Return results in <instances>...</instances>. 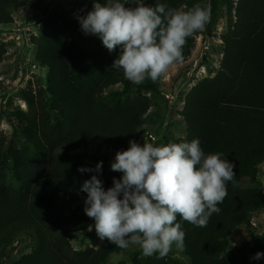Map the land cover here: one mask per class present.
Returning a JSON list of instances; mask_svg holds the SVG:
<instances>
[{"label": "trees", "instance_id": "16d2710c", "mask_svg": "<svg viewBox=\"0 0 264 264\" xmlns=\"http://www.w3.org/2000/svg\"><path fill=\"white\" fill-rule=\"evenodd\" d=\"M31 0H0V25L13 22L12 14ZM234 1V0H232ZM94 2L85 0L80 17L93 10ZM231 1L228 0L227 3ZM148 7L157 3L169 7H190L189 0H144ZM232 3V2H231ZM230 3V4H231ZM234 28L223 37L225 54L222 68L214 78L201 81L186 97L181 117L188 134L173 143L199 139L204 153H223L234 164L235 179L227 183V196L218 204L206 227H196L177 216L185 232L183 250L191 264H261L256 253L237 260L227 259L226 242L241 226L249 225L253 215L264 210V192L245 188L243 181L257 179V167L264 162V0H239ZM63 29H48L37 41L39 61L50 69L45 91L25 94L32 110L21 132L30 150L13 155L18 187H0V260L13 254L15 244L29 239L32 252L13 264H107L111 256L126 249L105 240L98 249L83 252L73 249L70 240L91 227V219L72 205L87 199L81 191L84 181L97 175L104 189L113 187L115 173L80 172L90 165L75 164L71 155L83 145L99 142L114 151L129 148V141L141 144L143 119L150 106L144 99L129 105L111 107L102 102L103 95L117 85L122 91L111 93L120 98L133 90L158 92V82L146 79L134 85L122 70L112 65L119 47L109 52L102 41L86 35L78 18L63 20ZM68 32V33H67ZM91 36L101 43L97 53H77L70 34ZM194 41L187 38L183 56L191 54ZM4 53L0 51V64ZM4 90L0 82V93ZM0 146V170L5 166ZM175 246V245H174ZM234 255L233 249L229 248ZM134 264H178L164 259L144 257Z\"/></svg>", "mask_w": 264, "mask_h": 264}, {"label": "clouds", "instance_id": "9594fccd", "mask_svg": "<svg viewBox=\"0 0 264 264\" xmlns=\"http://www.w3.org/2000/svg\"><path fill=\"white\" fill-rule=\"evenodd\" d=\"M134 4V7H125ZM144 0L94 2L93 10L78 17L86 35L98 37L111 53L120 54L112 68L122 70L134 85L146 79L156 82L178 63H183L187 38L201 31L210 18V9L194 5L184 10ZM223 153L205 154L199 139L156 146L144 137L143 145L129 141L111 163L113 172L123 173L105 190L97 175L83 182L87 193L85 214L94 220L95 231L120 249L139 246L144 257L164 259L172 250L183 248L185 232L177 216L196 227H206L210 217L220 213L218 204L233 182L234 164ZM103 162L95 169L102 171ZM122 197V198H121ZM90 227V231H91ZM264 258L256 253L253 259Z\"/></svg>", "mask_w": 264, "mask_h": 264}, {"label": "rangeland", "instance_id": "374dc122", "mask_svg": "<svg viewBox=\"0 0 264 264\" xmlns=\"http://www.w3.org/2000/svg\"><path fill=\"white\" fill-rule=\"evenodd\" d=\"M85 0H31L12 14L13 22L7 26L0 25V51L4 53L0 64V82L4 90L0 93V146L4 151L5 166L0 170V187H18L15 180L16 166L13 155L17 151L30 150L27 138L21 132L32 110L24 100L25 94H34L45 91L50 78V69L39 61L37 41L41 40L48 29H63V20L80 17L81 5ZM96 1V0H95ZM191 9L194 5L210 9V18L205 28L195 32L191 37L194 47L191 54L184 57L183 63L172 66L159 79L158 92L152 93L135 89L133 92L120 98L111 93L122 91L117 85L107 91L102 102L108 106L129 105L146 99L150 109L143 119L141 145L144 137L156 146H163L185 138L188 128L181 117L186 97L201 81L216 77L222 68L225 46L223 37L230 33L237 23V6L239 0H189ZM134 4H125V7H134ZM68 33V32H67ZM74 43L73 49L77 53L100 51L101 43L91 36L70 34L69 44ZM112 148L99 142H90L83 145L71 155L75 164L96 167L103 162L102 171L123 176V173L113 172L111 163L116 153ZM245 188H260L264 192V162L257 167V179L243 181ZM122 198V197H121ZM85 200L73 204L75 210L84 212ZM85 213V212H84ZM91 219V218H90ZM95 222L91 219L90 229L73 237L70 242L76 251H86L100 248L105 240H101L95 231ZM34 243L29 239L17 242L12 255L0 264H13L24 255L30 254ZM264 245V210L253 215L249 225L241 226L232 232L226 242L227 259L237 260L244 256H252ZM229 248L233 253L229 254ZM168 259L178 264H191L183 248L174 245L167 255ZM144 258L139 246L132 245L119 255L111 256L107 264H134V259ZM264 264V258H261Z\"/></svg>", "mask_w": 264, "mask_h": 264}]
</instances>
